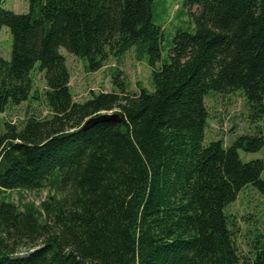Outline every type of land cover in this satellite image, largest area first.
<instances>
[{
  "label": "trees",
  "instance_id": "16d2710c",
  "mask_svg": "<svg viewBox=\"0 0 264 264\" xmlns=\"http://www.w3.org/2000/svg\"><path fill=\"white\" fill-rule=\"evenodd\" d=\"M153 1L28 0L16 14L0 0V264H264V235L239 256L225 213L248 185L264 197V158L238 155L264 147V0H183L194 29L175 31L162 63ZM61 48L89 72L133 49L153 91L128 95L116 73L118 93L77 103ZM35 66L50 118L18 129L1 115L30 98ZM233 92L260 127L203 145L205 96ZM112 111L119 122L82 129ZM44 188L57 197L38 207L5 197Z\"/></svg>",
  "mask_w": 264,
  "mask_h": 264
},
{
  "label": "rangeland",
  "instance_id": "374dc122",
  "mask_svg": "<svg viewBox=\"0 0 264 264\" xmlns=\"http://www.w3.org/2000/svg\"><path fill=\"white\" fill-rule=\"evenodd\" d=\"M28 4V0H3L2 7L16 14H24L28 11ZM194 11L193 9L192 12ZM152 16L154 23L161 26L163 31L162 63L168 61L169 42L175 31L184 29L193 32L194 28L187 10L183 7V0H154ZM10 50L9 30L2 27L0 55L8 60ZM59 52L64 57L69 72V90L72 99L77 103H83L99 93H118L119 86L113 83L116 73L120 74L118 82H123L128 95L138 94L140 89L153 91L151 68L146 60H136L133 49L119 59L110 56L101 69L95 72L87 71L86 63L66 50L61 48ZM31 78L33 90L30 98L18 106L7 107L5 113L1 115L2 121L10 122L18 129L28 117H35L39 120L50 118V111L44 101V93L47 90L44 72L35 66L31 72ZM204 105L208 118L203 145L221 140L224 146H228L237 137L254 133L261 125L257 120L251 119L249 105L242 92L209 93L204 98ZM112 113L114 111L101 114ZM238 155L242 162L263 159L264 147L257 152L239 150ZM261 179L264 181V171L261 173ZM5 197L20 208L25 203L38 207L41 202L57 197V195L50 188H44L30 192L9 191L5 193ZM225 213L233 222L231 230L238 255L245 257L249 254L255 237L264 235V197L248 185L239 192L236 200L226 207Z\"/></svg>",
  "mask_w": 264,
  "mask_h": 264
},
{
  "label": "water",
  "instance_id": "95a60500",
  "mask_svg": "<svg viewBox=\"0 0 264 264\" xmlns=\"http://www.w3.org/2000/svg\"><path fill=\"white\" fill-rule=\"evenodd\" d=\"M108 120H112V121H117L119 122V114L118 113H113V114H99L98 116L92 117L90 119H88L84 125L82 126V129H88L90 128L94 123L97 122H102V121H108Z\"/></svg>",
  "mask_w": 264,
  "mask_h": 264
}]
</instances>
